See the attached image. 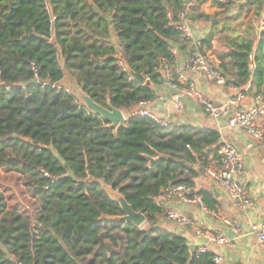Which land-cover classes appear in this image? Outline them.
<instances>
[{"label":"trees","instance_id":"16d2710c","mask_svg":"<svg viewBox=\"0 0 264 264\" xmlns=\"http://www.w3.org/2000/svg\"><path fill=\"white\" fill-rule=\"evenodd\" d=\"M185 1L0 0V169L16 175L27 202L0 188V264H212L213 252L160 228L166 208L155 198L192 189L218 152V132L132 112L156 98L163 66L175 69L172 48L190 55L213 40L225 85L253 83L264 96V0H198L189 16L211 29L191 46L171 25ZM119 63L145 80L128 79ZM66 73L95 103L126 110L125 125L87 110L60 86ZM104 186L147 225L114 220L123 212Z\"/></svg>","mask_w":264,"mask_h":264},{"label":"crops","instance_id":"0c3cea01","mask_svg":"<svg viewBox=\"0 0 264 264\" xmlns=\"http://www.w3.org/2000/svg\"><path fill=\"white\" fill-rule=\"evenodd\" d=\"M194 23L195 30L192 40L188 41L189 46L195 45L194 43L205 37L211 29L207 22L194 21ZM216 42L215 40L211 41L212 46L208 50L214 59V50L221 46ZM176 48L178 53L175 58V68L185 71V62L189 55L186 54V51ZM193 80L199 90L214 101H222L234 93L231 86H217L197 76ZM243 89L246 94L243 100L245 105L255 104L256 97L262 96V88L257 89L253 83L247 84ZM155 90L156 94L163 96V99H155L147 107L157 116L165 118L168 127L182 130L211 128L218 132L219 143L230 142L237 148L243 162V173L240 179L252 199L250 206L243 209L236 207L228 193L213 183L203 169L194 178L192 190L194 192L202 191L206 194L208 205H210L207 207L214 210L216 215L203 211L197 204H186L176 199L164 203V208L176 210L191 220V225L183 230V236L186 237L189 249L195 251L199 245L205 244L209 251L219 252L222 255L224 264H264V250L251 231L252 224L264 222V136L262 139L256 140L244 133L243 130L228 127L222 119L208 118L196 103L188 99L183 100V110L181 113H177L169 99L173 90L164 83L156 86ZM256 121L264 130V115L257 116ZM217 159L218 153L209 152L206 159L207 165H214ZM198 165L199 163L195 164V167L197 168ZM160 223V228L164 231L178 230L172 222L164 218L160 219ZM197 230L207 232L213 237L224 236L228 242L218 245L199 235Z\"/></svg>","mask_w":264,"mask_h":264},{"label":"built area","instance_id":"2783aa9c","mask_svg":"<svg viewBox=\"0 0 264 264\" xmlns=\"http://www.w3.org/2000/svg\"><path fill=\"white\" fill-rule=\"evenodd\" d=\"M198 0H186L183 3V8L178 14V21L171 22L173 28L179 33L180 40L190 41L195 30V23L189 16L191 9L196 5ZM224 1V0H218ZM167 18L171 20V15L168 13ZM264 29V21L259 19L257 22V30ZM197 43H194L197 45ZM209 47L203 46L202 50L195 49L187 57L185 62V71L173 69L172 65L165 64L162 68L163 83L170 87L173 91L169 95V99L174 110L181 113L183 110L184 99H188L196 103L211 119L224 120L225 124L230 128L243 130L248 136L259 140L264 136V130L256 121L257 116L264 115V97L257 96L255 104L245 105L243 100L246 96L244 89L233 87L234 93L226 97L222 101H214L204 95L194 82V77L202 78L212 82L217 86L225 85V78L220 69L217 67L216 60L210 55ZM176 56L178 50L176 47L171 49ZM125 72L128 74V79H134L127 71L126 67L119 63ZM175 67V61H174ZM145 80V79H144ZM157 100H162L161 94H156ZM153 99V100H155ZM140 101L133 109V115L147 116L157 124L167 127V120L159 117L151 112L147 105L153 101ZM217 162L206 165L204 167L207 175L212 179L213 183L223 188L230 197L232 203L243 209L250 206L252 199L244 188L240 176L243 173V162L237 148L230 142L220 143L218 149ZM172 199L180 200L186 204H197L203 211L216 215L214 210L207 207L201 195L193 194L192 189L184 184H178L167 188L162 194L155 198V201L164 206L165 202ZM163 218L172 222L177 229L184 230L191 225V220L184 214L173 210L165 209ZM252 233L257 237L260 247L264 250V222L254 223L251 226ZM197 233L207 240H212L218 245H224L228 240L221 235L215 237L207 232L197 230ZM196 252L209 251L205 244L199 245ZM212 264H224L222 255L219 252H213Z\"/></svg>","mask_w":264,"mask_h":264},{"label":"water","instance_id":"95a60500","mask_svg":"<svg viewBox=\"0 0 264 264\" xmlns=\"http://www.w3.org/2000/svg\"><path fill=\"white\" fill-rule=\"evenodd\" d=\"M126 69L137 82L142 83L144 81V77L142 74L134 72L128 66H126ZM71 87V93L75 96V98L85 108H87V110H89L93 114L99 115L102 119L106 120L109 127L115 128L117 130L125 125L127 118L122 109L113 107L109 101L107 102L106 106L95 103L90 96L83 92L74 78ZM105 190L110 198L119 204L123 212L122 215L113 217L114 220L120 222H131L138 227L142 226L146 222L145 215L142 212L134 211L131 205H129L126 199L119 192L112 191L110 188ZM152 228L154 230L160 229L157 224L153 225ZM166 232H168V230H166ZM174 232L180 235L183 234V230H176Z\"/></svg>","mask_w":264,"mask_h":264},{"label":"rangeland","instance_id":"374dc122","mask_svg":"<svg viewBox=\"0 0 264 264\" xmlns=\"http://www.w3.org/2000/svg\"><path fill=\"white\" fill-rule=\"evenodd\" d=\"M72 82H73V78L66 73L63 82L60 83V86L65 88L67 91L72 92V87H71ZM123 111L126 118L128 119L129 113L126 110ZM15 176L16 175L13 174H6L0 169V188L4 192L6 191L7 194H11L12 203L19 202L25 205L27 204V202L24 200V197H22L21 195L22 192L21 184ZM104 189H109V187L104 186ZM143 225L142 226L145 227L147 225V222H145Z\"/></svg>","mask_w":264,"mask_h":264}]
</instances>
